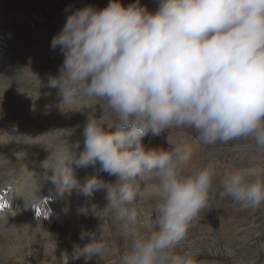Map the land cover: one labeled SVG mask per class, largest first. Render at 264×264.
Instances as JSON below:
<instances>
[{
  "label": "clouds",
  "instance_id": "1",
  "mask_svg": "<svg viewBox=\"0 0 264 264\" xmlns=\"http://www.w3.org/2000/svg\"><path fill=\"white\" fill-rule=\"evenodd\" d=\"M51 48L63 55L48 77L61 112L88 99L105 102L115 119L91 111L82 141L50 149L42 167L61 195L106 191L105 208L129 242L120 264H197L182 242L210 198H229L244 209L264 205V169H225L217 180L208 164L185 174L187 145L143 143L188 127L205 146L234 142L264 154V0H158L155 11L140 0L86 5L67 15ZM97 163L115 182L76 175L75 168ZM144 198L154 202L151 232L138 223L135 205ZM80 240L86 243L74 244L77 259L108 248L95 230L82 229Z\"/></svg>",
  "mask_w": 264,
  "mask_h": 264
},
{
  "label": "bare ground",
  "instance_id": "2",
  "mask_svg": "<svg viewBox=\"0 0 264 264\" xmlns=\"http://www.w3.org/2000/svg\"><path fill=\"white\" fill-rule=\"evenodd\" d=\"M21 1L0 0V27H15L18 19L14 8ZM27 1L38 5L40 0ZM132 2L123 0L125 5ZM140 2L148 4L152 11L158 4V0ZM108 3L109 0L64 1L47 24H41L33 31L20 30L0 56V66L5 63L10 69L4 68L0 73V264H91L92 261L95 264H119V258L111 259L120 257V246L128 241L126 231H111L107 216L101 212L88 214L94 206L89 205V200L97 197L96 202H100L106 191L97 190L91 197L76 190L71 195H61L51 179V172L42 167L50 149L63 148L78 139L82 141V134L72 130L84 126L91 112L82 100L64 105L65 109L71 107L76 111L61 112L58 89L48 86V77L58 72L63 55L59 48H51V40L73 8L86 5L103 8ZM28 17L30 13L23 19ZM36 38H42L48 49H36ZM75 173L81 179L99 175L108 182L116 180L102 172L98 163L75 168ZM146 206L153 207L154 202L146 199ZM80 209H87V214ZM97 216L104 218L107 231L99 232L92 226L98 223ZM142 219L139 218L138 223L147 232L146 223H140ZM82 229L95 230L107 242L108 248L102 256L77 262L73 246L86 243L80 240Z\"/></svg>",
  "mask_w": 264,
  "mask_h": 264
},
{
  "label": "rangeland",
  "instance_id": "3",
  "mask_svg": "<svg viewBox=\"0 0 264 264\" xmlns=\"http://www.w3.org/2000/svg\"><path fill=\"white\" fill-rule=\"evenodd\" d=\"M64 1L67 0H40L38 5L31 4L27 0L21 1L14 8L19 20L16 21L15 27L10 29L0 27V56L8 42L17 38L20 30L32 29L33 31L37 26L47 24L49 19L59 11V4L62 6ZM145 6L148 7V4ZM75 10L76 8H73L71 11ZM27 13H30V17L24 20ZM47 45L42 38H36L34 43L35 48L39 51L48 49ZM4 64L0 66L2 70L0 73H3L4 68L10 71ZM82 101L90 107L94 116L103 117L105 120L115 119L107 109L105 102L88 99ZM82 131L83 126L72 130V132L81 134ZM143 143L148 148L156 149H170L171 145H187L191 156L183 165L185 174H191L208 164L214 167L217 180L225 169H264V154L241 151L234 147V142L227 145L205 146L199 141L195 130L188 127L172 128L156 138L146 136ZM96 199L97 197H92L89 200V205H94L96 213L101 212V215L107 216L106 222L111 224V231L124 233L125 227L114 221L111 210L105 208L108 204L106 194L101 197L98 202L100 204L96 202ZM135 207L140 213L138 220L143 218L140 223H146L147 232H151L155 227L154 206L147 207L146 198H144L139 199ZM90 213L92 214V209L88 214ZM95 220L98 222L92 224L95 229L99 232L107 231L103 224L104 218L97 216ZM182 243L185 249L192 252L197 264H264V205L259 208L244 209L234 204L229 198L221 199L215 195L210 198L208 206L191 222L187 238ZM128 246L129 242L126 241L120 246V257L111 260L119 258L120 264V259L127 253ZM177 251L180 249L178 248ZM83 259L84 257H80L77 262ZM91 264H95V261H92Z\"/></svg>",
  "mask_w": 264,
  "mask_h": 264
}]
</instances>
